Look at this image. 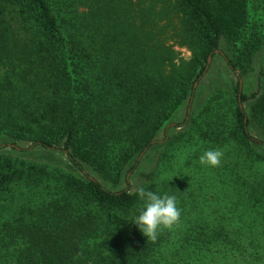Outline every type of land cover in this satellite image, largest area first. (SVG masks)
Listing matches in <instances>:
<instances>
[{"label": "trees", "instance_id": "obj_1", "mask_svg": "<svg viewBox=\"0 0 264 264\" xmlns=\"http://www.w3.org/2000/svg\"><path fill=\"white\" fill-rule=\"evenodd\" d=\"M262 48L264 0H0V134L16 154L0 155V264H264V83L217 91L157 141L209 59L242 77ZM210 148L221 164L199 166ZM158 149L140 186L176 195L181 217L151 241L127 221L128 177Z\"/></svg>", "mask_w": 264, "mask_h": 264}, {"label": "rangeland", "instance_id": "obj_2", "mask_svg": "<svg viewBox=\"0 0 264 264\" xmlns=\"http://www.w3.org/2000/svg\"><path fill=\"white\" fill-rule=\"evenodd\" d=\"M175 50L180 53L181 58L187 59L190 57L189 52H187L184 48L175 47ZM222 51L223 52L221 53L223 54V56H226L227 54L230 55V51L227 47H223ZM208 64L209 65L207 68V72L204 73L200 83H197L194 88V97H192L191 100L185 101L173 116V118L169 121V123L165 124V131H161L157 136L158 142H163L166 133L171 135L172 131L179 132L180 130H182V128L189 122L192 111L197 107L202 106L208 100V98L217 91L229 92L236 86V83L239 82V84L241 83V90L243 94H245L246 96H250L258 90L260 83H264V48H262L256 54L251 72L242 77H239V72L231 71L226 62L220 58L210 60ZM168 125L170 128L169 130H167L168 132H166V128ZM178 126L181 127L177 128ZM8 139L9 138H6L5 134H0V155H16L9 150V148H11V143L8 141ZM27 146L28 144L26 143H19V149L17 153L19 157H22L27 161H32L37 164H43L50 162L52 163V161L55 159L50 158V161L47 153H38L35 151L34 153L30 151V153H25V151L27 150ZM160 152V149H158L157 151L154 150L153 152H149L148 158L141 156V159L139 160V163L135 168L136 174H130L128 177V182L132 191H136L137 188L140 187V185L143 183V177H141L142 175H145V177H147L146 174L150 173L151 170H156ZM142 157H144L145 159H142ZM85 174H90L91 176L93 175L88 168L85 169ZM104 186L106 187V184H104ZM125 187L126 186L122 182V184L118 188H116V190L122 188L124 189ZM109 188L111 189L112 187L109 185ZM23 192V189L17 191L16 195L20 196L23 194ZM21 203L22 198H19L16 201V204L20 205Z\"/></svg>", "mask_w": 264, "mask_h": 264}, {"label": "clouds", "instance_id": "obj_3", "mask_svg": "<svg viewBox=\"0 0 264 264\" xmlns=\"http://www.w3.org/2000/svg\"><path fill=\"white\" fill-rule=\"evenodd\" d=\"M222 150L206 149L198 157L197 163L204 168H216L221 164ZM137 207L127 220L151 241H156L164 230H172L180 221L181 209L177 196L167 191L137 188Z\"/></svg>", "mask_w": 264, "mask_h": 264}, {"label": "water", "instance_id": "obj_4", "mask_svg": "<svg viewBox=\"0 0 264 264\" xmlns=\"http://www.w3.org/2000/svg\"><path fill=\"white\" fill-rule=\"evenodd\" d=\"M210 62V59L208 60V63ZM240 85H241V83H240ZM196 86V85H195Z\"/></svg>", "mask_w": 264, "mask_h": 264}]
</instances>
